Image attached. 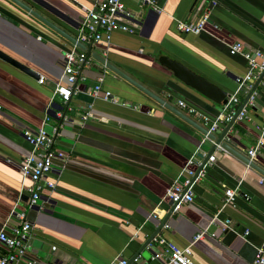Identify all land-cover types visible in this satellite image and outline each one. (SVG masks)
I'll list each match as a JSON object with an SVG mask.
<instances>
[{
  "label": "crops",
  "instance_id": "1",
  "mask_svg": "<svg viewBox=\"0 0 264 264\" xmlns=\"http://www.w3.org/2000/svg\"><path fill=\"white\" fill-rule=\"evenodd\" d=\"M19 1L59 30L12 0H0V50L38 74L35 79L0 59V228L12 208L23 210L31 225L30 244L17 264L27 260L108 264L116 257L128 260L134 255L137 264H162V243L151 240L142 245L169 210L164 190L180 177L189 157L210 153L215 159L194 184L191 201L168 214L167 227L162 225L155 236L178 247L188 245L195 264H248L257 248L264 250V175L246 162L264 171V80L254 90L247 118L235 120L223 139L231 150H220L94 57L103 58L202 125L197 114L213 118L225 110L172 79L156 59L160 55L176 59L232 94L236 83L225 73L241 77L246 63L241 56L228 54L227 45L237 41L264 53V0H154L162 9L159 13L137 0H121L132 14L128 22L132 31H114L108 42L77 36L84 9L96 0ZM204 11V31L176 29V20L194 22ZM86 49L83 79L76 81L63 103L52 95L63 55L86 54ZM97 83L114 101L88 94ZM178 101L197 114L187 113ZM58 112H64L66 119L54 148L64 156L53 160L40 180L39 198L29 206L25 188L30 181L18 172L31 148L23 131L34 133L45 113L54 124ZM224 125L214 131L216 136ZM259 136L262 145L249 158L247 150ZM45 180L53 182L51 189L44 186ZM226 188L238 194L221 207ZM153 209L160 219L149 216ZM223 219H229L235 232L221 231ZM14 223L8 220L5 229ZM199 232L201 237L193 240Z\"/></svg>",
  "mask_w": 264,
  "mask_h": 264
},
{
  "label": "built area",
  "instance_id": "2",
  "mask_svg": "<svg viewBox=\"0 0 264 264\" xmlns=\"http://www.w3.org/2000/svg\"><path fill=\"white\" fill-rule=\"evenodd\" d=\"M139 5L147 4L152 10L159 13L162 11L160 7L156 6L154 0H137ZM132 14L127 9L121 0H96L92 7L84 9L80 25L77 31V36L89 37L91 42L105 41L108 42L110 35L114 31L131 32L132 28L128 25ZM207 20V12L204 11L194 22H187L176 20V29L183 33L198 34L205 30L204 24ZM214 27H216L214 25ZM227 52L230 55L241 56L246 63V72L241 77H235L236 88L234 92L227 98L223 109L225 112L218 114L213 118H208L197 114L195 109L186 105L182 101H178L179 107L184 108L187 113L197 114L200 118L201 124L206 128L207 132L216 131L219 126H223L234 114V106L240 102L239 95H245L251 88L253 82L259 77L261 72L262 80H264V53L257 49H246L240 42L234 41L227 45ZM88 63V58L83 51H70L63 55V65L60 76L55 82L52 95L58 96L63 103H66L71 93L74 91V85L77 80H82V68ZM42 78H38L39 83ZM88 94L92 97H101L104 100L114 101L108 97L107 93L100 90L99 83L95 84ZM254 91L245 99L242 107L235 116V119H246V108L253 105ZM57 121L54 124L49 123V115L44 114L39 127L34 133L28 130L23 131V136L31 145L28 155H26L18 164V172L21 179H28L30 184L25 188L28 193L27 204L32 206L39 198L42 184L40 180L49 171L54 159L62 158L63 152L54 148V142L59 135L61 128V121L66 117L64 112H58ZM87 117V113L82 116V119ZM261 132H264V124ZM262 145L261 136H259L255 144L247 150V155L252 158L255 155L256 149ZM215 148L223 150V148L216 144ZM214 154L210 153L204 162L202 158L189 157L181 171L180 177L172 181L164 190L163 198L169 202L171 213L177 212L180 208L191 201L192 188L205 174L208 166L214 161ZM259 184L262 183L260 179ZM44 186L51 189L53 182L45 180ZM238 194L236 189H224L221 207L231 204L234 197ZM245 200L248 196L243 195ZM150 217L158 218L154 209L149 213ZM14 220V225L9 231L5 229V224L8 220ZM215 217L211 219V222ZM220 222L221 231L235 230L230 226L229 219H223ZM163 227H167L163 224ZM31 225L25 219L23 210L10 209L6 221L0 228V264H17V262L24 256V252L30 244ZM246 233V231L244 232ZM202 235V232L197 233L193 240H197ZM153 241H158L163 244L162 264H195L190 259L189 246L178 247L170 241H166L161 236H154ZM54 249V247H51ZM27 264H33L32 260H27ZM108 264H137L136 257L127 261L125 258L116 257ZM248 264H264V250L257 248L253 259Z\"/></svg>",
  "mask_w": 264,
  "mask_h": 264
},
{
  "label": "water",
  "instance_id": "3",
  "mask_svg": "<svg viewBox=\"0 0 264 264\" xmlns=\"http://www.w3.org/2000/svg\"><path fill=\"white\" fill-rule=\"evenodd\" d=\"M12 1L14 3H16L17 5H19L20 7H22L23 9L29 11V13H31L32 15L37 17L39 20H41L45 24H48L49 26L53 27V25H51V23H48V21L43 19L40 15H38L34 11L30 10V8L27 5H25L24 3H22L21 1H19V0H12ZM53 28H55L56 30H59L56 27H53ZM60 32L62 33V31H60ZM67 39L72 44L75 43V40L73 37L67 36ZM78 47L80 49L85 48L84 45H80V46L78 45ZM85 52H86V56H87L89 54V49H86ZM94 57L97 61H99L101 64H103L106 68H108L109 70L113 71L115 74L119 75L120 77H122L123 79H125L126 81L131 83L133 86H135L137 89H139L140 91L145 93L147 96H149L150 98H152L153 100H155L159 104L163 105V107L167 108L174 115H176L177 117H179L180 119L185 121L187 124L191 125L193 128H195L204 137V139H206L208 141H212L213 142L212 148H214L216 144H219L222 148H224L226 150H231V149H230L229 145L223 141V139L227 137V131L230 128V126L232 125V123L236 120L235 116L238 113V111L240 110V108L242 107L243 103L245 102V99L250 95V93L252 91L255 90L258 83L262 81V74H263V71H262L261 74L259 75V77L253 82V84H252L251 88L248 90V92L243 96V99L240 102V104L235 108L234 114L232 115V117L226 122V124L224 125V127L222 128L220 133L216 136L215 132H207L206 128H204L202 125L193 121L190 117H188L187 115H185L184 113H182L181 111H179L178 109L173 107L172 105H169L164 100L159 98L154 93L150 92L148 89H146L142 85L138 84L136 81H134L130 77L126 76L124 73H122L121 71H119L118 69H116L115 67L110 65L108 62L104 61L103 58L95 56V55H94ZM0 59L4 62L10 64L11 66L15 67L19 71H21V72H23V73H25L31 77H34L35 79L38 77V74L35 73L34 71H32L25 64L19 62L18 60L14 59L13 57H11L10 55L6 54L5 52H3L1 50H0ZM156 60H157V63L162 68H164L165 70H167L170 73L172 79H174L175 81L181 83L182 85L190 88L191 90L195 91L196 93L200 94L201 96L205 97L206 99H208L209 101H211L212 103H214L216 106L220 107L223 110V106H224L227 98L231 94L227 90L220 87L216 83L208 80L207 78L203 77L202 75L194 72L193 70H191L190 68H188L187 66H185L183 63H181L180 61H178L176 59L170 58L166 55H160L157 57ZM225 76H227L228 78L233 79V80L236 77L235 75H233L231 73H225ZM205 159H206V157L202 158V162H204ZM245 160H248V159H245ZM246 162L250 168H253L257 172H259L260 174L264 175V171L262 169H260L259 167H257L254 163H252L251 161H246ZM170 213H171V210L169 208L166 215L160 221V223L156 227V229L149 235L148 238H146L144 240L143 245H142L143 247L145 245H147L152 240V238L157 233L158 229L164 224L165 218ZM134 257H135V255L132 256L127 261H130Z\"/></svg>",
  "mask_w": 264,
  "mask_h": 264
}]
</instances>
